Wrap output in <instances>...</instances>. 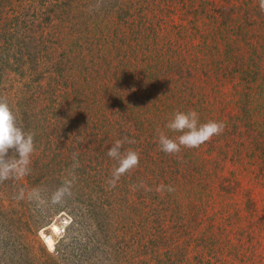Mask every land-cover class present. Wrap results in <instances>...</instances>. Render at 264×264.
<instances>
[{"label":"rangeland","instance_id":"obj_1","mask_svg":"<svg viewBox=\"0 0 264 264\" xmlns=\"http://www.w3.org/2000/svg\"><path fill=\"white\" fill-rule=\"evenodd\" d=\"M63 2L68 11L67 16L62 13L65 19L58 16ZM85 2L89 0H0V41L9 34L7 29L15 30L16 36L14 50H3L0 43V97L7 99L17 122L21 121L16 110L19 108L17 103L24 97L31 80L30 77L21 79L9 68L15 69L16 65L24 64L25 70L28 56L37 60L41 51L45 54L49 50L47 40L68 38L73 24L67 17L70 14L75 17L72 10L81 9L88 22L104 19L103 11L91 3L90 7H85ZM42 4L46 13L39 15ZM155 5L163 7V12L154 14ZM126 44L129 46L111 49L112 61L119 60L123 70L134 60V66L138 67L132 66V72L128 71L126 77L119 81L114 79L113 87L107 89L106 81L111 80L109 75L105 77L104 74L105 78L92 82L86 71L92 66L85 67L79 75V85L89 89V95L84 101L69 105L64 118L93 128L94 131L89 134L103 141L106 130L107 135L111 131L107 124H114L120 107L125 109V103L135 98L129 88L136 89L144 84L136 89L139 96L147 83L155 94L152 117L156 115L157 107L165 106L167 100L175 103L184 99L191 105L190 111L199 114L200 123H224L222 134L214 136L199 148L182 149V155L176 158L179 164L170 159L175 171L178 167L182 170L180 166L186 160L184 154L191 155L194 151L196 161L203 170L212 169L213 164H217L210 181L223 178L226 181L224 187L218 189V182L206 190L211 198H202L204 214L199 215V224H193L189 215L183 222L175 223L171 220L176 214L173 211L162 213L166 217L162 224L156 225L152 221L150 227L144 223L142 229L139 210L149 216L152 204L149 212L143 207L136 210L126 207L123 212L126 214L120 215L116 222L106 223V219L99 223L98 218L84 206L85 203L78 201L68 188L64 189L65 196H55L53 192V195L44 198L43 191L36 189L31 195L23 192L24 197H20L21 189L25 191L27 186L20 188V184L14 182L26 183L28 174L17 176L14 172L10 173L7 179L0 181V196L3 198L0 200V215L6 214L11 220L5 224L0 221V264H264V169L261 170L264 168V157L260 154L249 156L254 148H261L255 147V143L249 147L242 144V147L240 143L231 144L232 137L229 136V130L234 131L235 124L239 133L246 132L248 135L254 129L240 126L234 120L245 109L243 98L250 100V96L259 92L264 84V10L260 8V0H152V41L147 40L139 47V52L134 51L133 54V46L137 50L135 42ZM102 46L105 47L106 43ZM222 47L234 58L231 65L227 67L228 63L223 59L209 67L206 53L211 50L216 55L217 49ZM52 48L56 50V46ZM97 50L98 41L90 40L86 51L75 53V61L84 59L86 63L90 62L96 57ZM14 52H19L24 59L20 58V62L12 60ZM143 55V64L150 63L145 71L140 68ZM208 56L212 60L215 58ZM83 64L80 63L79 67ZM30 65L35 63L30 62ZM103 69L107 71L106 67ZM203 69L211 71L203 74ZM52 73L51 77L55 70ZM140 74L144 81L140 79ZM86 78L90 85L85 86ZM179 78L184 80L177 82ZM39 79L40 91L47 93L53 86V80L42 81L40 76ZM186 86L191 88V93L177 91ZM40 99L39 112L42 107ZM250 118L252 122L253 117ZM223 134L231 140L229 144L232 147L227 152L240 150L241 157L237 156L233 163L223 162L216 150L221 147ZM179 135L181 133L173 131L167 134L177 140ZM91 142L90 139L82 141L79 154L86 156L98 147V142ZM158 146L159 142L156 148ZM106 148L111 147L108 145ZM151 154L154 155L155 151L152 150ZM8 155L18 158L14 149L9 150ZM9 156L6 158L10 159ZM147 178L148 183L143 186L146 190L150 188L152 192L154 188H161L157 173H148ZM162 178L169 180V177ZM12 184H15L14 188ZM178 190L180 187L175 192L184 197V210L187 212L188 197ZM56 199L67 209L58 210ZM201 201L195 200V203L199 205ZM134 202L137 203L136 200ZM70 216L75 217L73 223ZM41 219L48 221L39 225ZM136 242H139L137 246ZM141 251L145 253H139Z\"/></svg>","mask_w":264,"mask_h":264},{"label":"trees","instance_id":"obj_2","mask_svg":"<svg viewBox=\"0 0 264 264\" xmlns=\"http://www.w3.org/2000/svg\"><path fill=\"white\" fill-rule=\"evenodd\" d=\"M85 3H87L85 7H90L89 3H91L103 11L104 19L88 22L81 9L72 10L75 17L73 18L71 14L70 17H67L71 25L73 24L70 26V29L73 31L70 30L68 38L56 39L55 41L47 40L46 43L49 45V50L45 54L41 51L37 60H33L32 56H28L29 61L26 63L25 70L24 64L16 65L15 69L13 67L9 68L15 75L21 76V79L30 77L31 80L27 84L26 92L23 94L24 97L17 103V107L19 106V108L16 109L20 113L21 119V121L17 122V125L22 127L26 132L33 134L35 146L34 152L29 157L28 172L25 174H28V177L25 179L26 183L19 180L14 182L19 183L20 185L18 186L20 188L22 186L25 187V185L27 186L25 191L21 189L20 197H24L23 192L26 195H31V192L36 189L43 191L44 198L50 197V195L54 194L53 192H55V196L57 194L65 196L64 189L68 188L76 195L74 197L78 201L85 203L84 206L87 207L88 211H91L92 216L98 218L99 223H102L106 219H108L106 223H110L111 221L116 222L118 218L120 219V215L122 217V214H126L123 213L126 207L129 210L143 207L146 212H149L152 204V212L149 213V216L144 214L145 212L142 209L139 210V213H141L140 224H142V229H144V223L149 227L152 221L156 225L162 224L166 218L162 213H172L173 211H175L173 214H176L171 220L173 219L175 223L183 222L186 216L189 215V220L193 224H199L198 217L201 213L204 214L202 210V198H211L207 195L208 193L206 194V190L212 184L215 185L218 182L216 187L221 189L226 183L223 178L218 181L219 177L212 182L210 181V176L215 173L217 164L215 166L213 164L212 169L206 168L203 170V167L198 165L193 153L194 151H192L191 155L190 153L184 154L186 160L180 166L182 170H179L178 167L175 171L172 168L170 159L173 158V163L179 164L176 158L182 155L181 152L184 148L182 147L178 154L171 155L162 151L159 146L156 148L159 142V133L163 132L167 135L172 132L166 127L169 122L167 120L170 117L172 119L174 113L177 111L188 112L191 110V105L184 102V99L175 103L167 100L165 106L161 105L160 108L157 107V113L152 117V102L155 95L152 94V88L146 83V86L140 90V95L137 96L136 89L142 88L144 84L136 89L130 87L129 89L135 98L125 103V109L120 107V112H118L114 124H111V126L107 124L108 127H111V131L107 135L106 130V137L103 139L105 143L94 135L89 134V132L94 131L93 128L87 127L85 124L80 125L79 122L75 124L68 118H64L65 109H69V105L78 104L89 95L88 91L90 90H86L85 87L79 85V75L83 73L85 67L92 66L89 70H86L87 74L91 76L92 82L98 81L106 74L105 77L109 75V78H111L108 82L104 80L107 83L106 89L109 86L113 87L111 84L114 79L119 81L126 77L128 71H133L130 68L135 65V60L127 67L124 66L125 70H123V65L119 60L112 61L111 49H115L114 47L120 48L123 45L129 46L126 43L131 44L133 41L135 42V47H137V50H135L133 46L131 50L133 54L134 51L139 52V47L147 42V40L152 41V0H89V2ZM41 6L43 9L39 10V15L40 13L44 15L46 13L44 4ZM156 6L158 7V5H155L154 14L156 12L157 14L163 12V7L157 8ZM60 8L61 11L58 16L65 19L66 17L62 13L64 12L67 16L68 11L64 8V2L61 3ZM16 17L14 16L15 19H17ZM13 21L17 22V20ZM7 31L9 34L7 36L4 35L5 38L0 43H2L3 50L9 48L14 50V40H16V36H14L15 30L9 31L7 29ZM126 34L127 36H123ZM90 40L98 41L96 57L91 58V61L87 63L84 59L82 61H75V53L83 50L86 51L89 48ZM100 40L102 45L106 43L105 47L100 44ZM4 46L7 48H4ZM54 46H56V50L52 48ZM88 52H86L87 55ZM18 53H12L11 59L16 62H20V58L24 59ZM206 55V58L209 59V67L211 64L217 65L218 61H223V59L228 63V67L234 59L231 58V54L223 47L217 49L216 55L214 51L211 53V50ZM208 55L215 58L212 60ZM72 56H74V60L71 59ZM143 61L144 55L140 68L142 71H145L147 70V65H150V63L143 64ZM30 62L32 64L35 63V65H30ZM80 63H84L83 66L79 67ZM102 67H106L107 71L106 69L102 70ZM54 70L55 73L51 77ZM64 70L66 72H63ZM211 70L203 69V74L205 72L208 74ZM27 73L28 75L26 76ZM39 76L42 77V81L53 80V86L49 88L47 93L40 91L41 79H39ZM142 78L143 76L140 74V79L143 80ZM87 79L85 80V86L91 83ZM149 80L151 81L152 77ZM183 80V78H179L177 82ZM177 91H183V94L192 92L188 86L186 88H179ZM39 98H41L40 102L42 105L40 112L38 108L40 106ZM243 102L246 105L245 109L241 110V113L236 116L234 121H238V125L240 126L246 125L255 130L253 129L248 135L246 132L239 133L235 124L234 131L229 130L232 143L230 139L226 138V134H223L221 137V147L216 149L223 162L229 161L233 163L237 156L241 157L240 150L236 151L234 149L233 152L232 150L230 153L227 152L232 147L229 143H240L242 147L244 144H247L249 147V145L255 143V147L261 148L257 150L254 148L249 156L253 157L260 154L264 157V84L259 88V92L250 96V100L243 98ZM250 117H253L252 122H250L252 120ZM40 122L44 123V125ZM88 139L92 141L91 143L98 142V147L94 148L86 156L81 153L79 154L80 143ZM116 140L124 141L121 148L122 153L132 150L139 154L138 167L121 175L119 179H115L113 176L115 168L119 166L118 161L107 155L110 148H106L108 145L112 147ZM152 150L155 151L154 155L151 154ZM7 156L9 155L7 154ZM9 158H12V156H9ZM262 169L264 168L262 167ZM152 172L159 175L160 186L163 183V188H159L160 190L154 188L151 192L150 188L146 190L143 186L145 182L148 183L147 174ZM178 175L179 178H177ZM162 177H169V180ZM12 185L14 188L15 184ZM178 187H180L178 191L183 193L185 197H188L186 199L188 201L186 207L189 211L187 212L184 210L186 209L183 201L184 197L175 192ZM189 194L192 196L190 197ZM0 200H3L1 196ZM72 200L74 201L75 199ZM135 200L137 201L136 204ZM149 200L150 204L148 203ZM195 200L202 201L197 205ZM55 201L57 202L58 210L67 209V206L60 200L56 199ZM1 212L2 208L0 206ZM196 217L198 220L194 222ZM71 219L73 223L75 217H71ZM0 221L5 224L11 220L6 214L2 213ZM40 221L39 225H42L48 220L41 219ZM138 244L139 242H136V246ZM139 253L143 254L145 251Z\"/></svg>","mask_w":264,"mask_h":264},{"label":"clouds","instance_id":"obj_3","mask_svg":"<svg viewBox=\"0 0 264 264\" xmlns=\"http://www.w3.org/2000/svg\"><path fill=\"white\" fill-rule=\"evenodd\" d=\"M260 8L264 10V0H260ZM166 127L173 132L181 133L178 140L169 138L163 132L159 133L161 150L171 155L178 154L182 147L199 148L214 136L222 134L225 125L223 122L217 121L200 123L199 114L192 110L189 112L177 111ZM123 143L122 140H116L107 152V155L116 159L119 164L113 172L115 179H119L121 175L139 165L138 152L132 150L121 152ZM12 149L18 153V158L16 156L15 159L6 158L9 150ZM34 150L33 134L17 125L16 116L7 99L0 97V181L7 179L13 172L17 176L25 175L28 172L29 157Z\"/></svg>","mask_w":264,"mask_h":264}]
</instances>
